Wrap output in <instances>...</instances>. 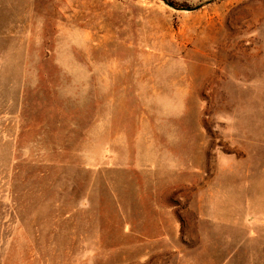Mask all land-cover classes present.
<instances>
[{
    "label": "rangeland",
    "instance_id": "374dc122",
    "mask_svg": "<svg viewBox=\"0 0 264 264\" xmlns=\"http://www.w3.org/2000/svg\"><path fill=\"white\" fill-rule=\"evenodd\" d=\"M0 264H264V0H0Z\"/></svg>",
    "mask_w": 264,
    "mask_h": 264
}]
</instances>
